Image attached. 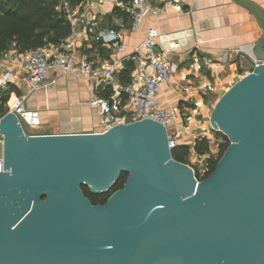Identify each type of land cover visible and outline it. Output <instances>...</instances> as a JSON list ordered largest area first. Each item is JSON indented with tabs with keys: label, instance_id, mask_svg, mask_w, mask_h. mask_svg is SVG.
<instances>
[{
	"label": "water",
	"instance_id": "1",
	"mask_svg": "<svg viewBox=\"0 0 264 264\" xmlns=\"http://www.w3.org/2000/svg\"><path fill=\"white\" fill-rule=\"evenodd\" d=\"M69 2L70 0H63ZM257 65L217 101L210 124L230 144L197 181L168 132L142 119L105 132L26 134L0 119V264H264V9ZM123 188L105 204L83 194Z\"/></svg>",
	"mask_w": 264,
	"mask_h": 264
},
{
	"label": "built area",
	"instance_id": "2",
	"mask_svg": "<svg viewBox=\"0 0 264 264\" xmlns=\"http://www.w3.org/2000/svg\"><path fill=\"white\" fill-rule=\"evenodd\" d=\"M94 6L101 9L112 7L127 14L133 29H140L147 15L157 16L166 7H177L172 0H163L159 4L152 3V0H94L83 2V7L78 11H71L63 2L61 10L70 24L69 34L65 38L23 52L12 48L0 56V91L17 82L27 88L25 94L10 93L4 104L6 112H0V119L7 113H13L26 134H29L26 128L42 127L40 112L29 108L27 98L45 84L49 70L59 69L66 74L82 75L92 84L95 91L88 99V105L98 117L101 130L96 132L102 133L119 124L148 118L166 128L171 152L178 145L183 132L189 133L194 140H210L213 131L217 130L208 126L211 112L206 111L204 97L214 93L216 88L206 75V62L195 55L182 66H174L170 55L179 43L170 40L167 45H162L158 41L160 32L153 26L143 29L141 42L128 51L119 30L100 26L93 12ZM80 33L97 44L109 46L115 55L104 59L99 65L84 55L78 56ZM249 57L254 68L257 61L252 53ZM229 62L225 56L222 57L224 66H228ZM127 63L132 65V70L130 81L124 84L118 81L116 74L122 73ZM162 88L185 93L186 96L181 98V103L166 107L158 99ZM191 90H196L197 96ZM3 146V135L0 133V171L4 170ZM207 154H196L200 157L198 166L187 164L197 181L206 178L210 171L211 162Z\"/></svg>",
	"mask_w": 264,
	"mask_h": 264
},
{
	"label": "crops",
	"instance_id": "3",
	"mask_svg": "<svg viewBox=\"0 0 264 264\" xmlns=\"http://www.w3.org/2000/svg\"><path fill=\"white\" fill-rule=\"evenodd\" d=\"M85 1L94 0H82L75 5L63 2L71 11H78ZM162 1L152 0V3L159 4ZM251 1L264 9V0ZM172 3L177 7H166L157 16L147 15L140 29H133L127 14L112 7L101 9L94 6L93 12L102 28L115 27L120 31L128 51L141 42L143 29L153 26L160 32L158 41L162 45H167L170 40L179 43L170 55L174 66H182L195 55L206 62V75L216 88L214 93L204 97L206 111L209 113L239 77L242 78L253 70L252 59L249 57L250 49L262 36V29L255 16L233 0H172ZM78 40L77 55H84L96 65L115 55L112 48L93 42L83 33H80ZM223 56L230 61L228 66L221 63ZM121 74H116L119 82ZM45 84L29 95L27 105L40 112L43 124L54 128L51 133L101 130L96 112L88 105V99L95 90L82 75L51 69L47 72ZM14 88L19 89L21 94L27 92L26 86L20 82H17ZM191 93L197 96L196 90H191ZM185 96V93L180 94L165 88L158 93V99L166 107L181 103V98ZM208 124L211 126L210 122ZM215 132L219 131H213L210 144L216 139ZM184 134L183 132L180 138ZM188 135L190 136L189 133ZM190 141L186 142L191 143L188 144L187 164H192L193 156L196 155L193 149L195 140L192 138Z\"/></svg>",
	"mask_w": 264,
	"mask_h": 264
},
{
	"label": "trees",
	"instance_id": "4",
	"mask_svg": "<svg viewBox=\"0 0 264 264\" xmlns=\"http://www.w3.org/2000/svg\"><path fill=\"white\" fill-rule=\"evenodd\" d=\"M82 0H70L71 4H78ZM62 0H0V56L15 48L19 52L34 49L47 43H57L65 38L70 31V24L65 13L61 10ZM132 65L127 63L123 70L120 81L128 83ZM15 86V85H14ZM9 86L0 91V112L5 113L4 104L11 92L21 94L20 90ZM217 136L220 132H215ZM224 138H228L224 135ZM189 144V143H188ZM178 142L171 156L174 160L187 164L189 145ZM228 144H223L216 159H211L210 171L214 170L218 160L223 155ZM197 155L210 152V143L206 138L196 139L193 145ZM196 175H198L196 173ZM127 173L122 172L112 188L104 193H93L86 185H82L83 194L92 204H105L109 196L118 189L123 188Z\"/></svg>",
	"mask_w": 264,
	"mask_h": 264
},
{
	"label": "rangeland",
	"instance_id": "5",
	"mask_svg": "<svg viewBox=\"0 0 264 264\" xmlns=\"http://www.w3.org/2000/svg\"><path fill=\"white\" fill-rule=\"evenodd\" d=\"M46 85V84H44ZM43 85V86H44ZM43 124V123H42ZM25 127V126H24ZM27 132L29 134H51V132L54 130V128H51L45 124L42 125V127L40 128H36V129H27ZM216 139L210 144L211 147H210V152L207 154L206 157H209V159H216L217 158V155L219 154L220 152V148L223 144H230V141L229 140H226L224 138V134L220 132V134L218 136L215 137ZM191 136H189L187 133L184 134V136L182 138H179L178 142L179 144L182 143V142H189L191 140ZM191 142V141H190ZM191 143H189L190 145ZM227 148V147H226ZM199 160H200V157L197 156V155H194L193 156V159H192V164L194 166H198L199 164ZM207 160V159H205ZM219 161V160H218Z\"/></svg>",
	"mask_w": 264,
	"mask_h": 264
}]
</instances>
